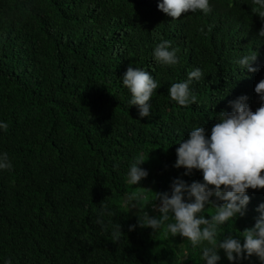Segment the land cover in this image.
<instances>
[{
  "label": "trees",
  "instance_id": "1",
  "mask_svg": "<svg viewBox=\"0 0 264 264\" xmlns=\"http://www.w3.org/2000/svg\"><path fill=\"white\" fill-rule=\"evenodd\" d=\"M157 2L0 0V121L8 125L0 151L13 164L0 171V264H203L201 249L179 235L129 231L138 212L122 204L144 192V211L157 215L153 193L170 191L174 179H202L198 170L185 175L173 166L177 142L195 125L207 136L215 115L231 111L239 96L250 110L259 107L253 89L264 79L261 20L251 0H210L207 14L176 20ZM157 32L177 50L176 65L152 60ZM252 49L256 71L238 69L234 60ZM130 65L158 84L144 119L120 81ZM197 67L203 76L190 85L197 102L176 105L167 89ZM136 157L146 158L139 166L147 176L130 186L126 172ZM246 194L245 214L218 229V239L238 238L254 224L264 188ZM102 204L112 212L103 226L96 223ZM217 254V264H230ZM238 264L260 262L249 256Z\"/></svg>",
  "mask_w": 264,
  "mask_h": 264
},
{
  "label": "clouds",
  "instance_id": "2",
  "mask_svg": "<svg viewBox=\"0 0 264 264\" xmlns=\"http://www.w3.org/2000/svg\"><path fill=\"white\" fill-rule=\"evenodd\" d=\"M251 2L255 5L254 14L261 20L256 36L264 40V0ZM156 7L167 17L176 20L187 12L207 14L211 6L210 0H158ZM153 38L158 42L151 51L152 60L161 66L176 65L177 50L170 46V41L158 32L153 33ZM256 58L257 53L252 49L239 55L234 63L238 69L252 73L256 71L253 66ZM202 76L198 67L188 71L184 81L172 83L167 89L169 100L181 107L196 103L197 96L190 85L194 80H201ZM120 81L130 93L127 103L129 107H135L137 118L149 117V101L158 89L153 76L144 69L130 65L121 75ZM253 91L260 102L255 111L250 110L246 96H239L229 102L231 111H221L215 115L217 122L207 136L203 127L195 125L187 138L177 142L173 166L182 167L185 175L198 170L201 181L186 184L183 180L174 179L170 191L151 192L154 194L153 200L158 201L151 204L157 213L154 216H149L140 203L145 199L144 192L137 191L125 197L122 206L126 211L136 209L138 212L137 225H129V231L139 226L150 228L153 233L163 229L165 235H179L193 249H201L203 264H217L220 259L218 250L223 251L230 264H238L242 258L247 259L249 256H255L260 264H264V202L256 208L259 215L254 224L240 232L238 238L232 235L217 238L218 229L245 214L249 202L246 190L264 188V79L255 84ZM7 127L6 122L0 121V131ZM145 160L136 157L128 165V185H138L147 176V171L139 166ZM12 167L8 153L0 151V171H10ZM206 208L211 209L207 217ZM111 215L107 205L102 204L96 223L103 226V218ZM3 264H10V261L5 259Z\"/></svg>",
  "mask_w": 264,
  "mask_h": 264
}]
</instances>
